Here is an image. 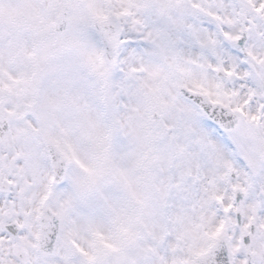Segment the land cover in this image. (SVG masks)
I'll return each instance as SVG.
<instances>
[{
	"label": "snow or ice",
	"instance_id": "obj_1",
	"mask_svg": "<svg viewBox=\"0 0 264 264\" xmlns=\"http://www.w3.org/2000/svg\"><path fill=\"white\" fill-rule=\"evenodd\" d=\"M0 264H264V0H0Z\"/></svg>",
	"mask_w": 264,
	"mask_h": 264
}]
</instances>
